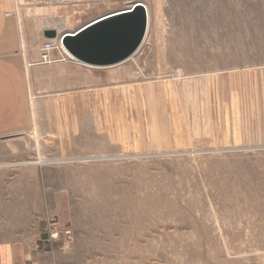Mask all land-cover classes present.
Returning a JSON list of instances; mask_svg holds the SVG:
<instances>
[{
	"label": "rangeland",
	"instance_id": "374dc122",
	"mask_svg": "<svg viewBox=\"0 0 264 264\" xmlns=\"http://www.w3.org/2000/svg\"><path fill=\"white\" fill-rule=\"evenodd\" d=\"M138 2L130 57L37 73L0 232L28 218L37 264H264V0H14L54 40Z\"/></svg>",
	"mask_w": 264,
	"mask_h": 264
},
{
	"label": "crops",
	"instance_id": "0c3cea01",
	"mask_svg": "<svg viewBox=\"0 0 264 264\" xmlns=\"http://www.w3.org/2000/svg\"><path fill=\"white\" fill-rule=\"evenodd\" d=\"M36 23L18 15L14 0H0V136L27 124L31 86L37 83V73L47 66L39 63L40 46L46 39L43 31L47 28H38ZM5 167L0 166V179ZM13 221L6 218L0 232V264H37V249L44 240L38 241L37 233H30V229L26 232L31 221L25 216L18 217L16 225H11Z\"/></svg>",
	"mask_w": 264,
	"mask_h": 264
},
{
	"label": "water",
	"instance_id": "95a60500",
	"mask_svg": "<svg viewBox=\"0 0 264 264\" xmlns=\"http://www.w3.org/2000/svg\"><path fill=\"white\" fill-rule=\"evenodd\" d=\"M146 30V9L138 2L129 10L93 21L72 34H63L60 40L83 64L111 65L135 53L144 40ZM43 36L56 38L58 34L55 29H45ZM6 137H0V140Z\"/></svg>",
	"mask_w": 264,
	"mask_h": 264
},
{
	"label": "built area",
	"instance_id": "2783aa9c",
	"mask_svg": "<svg viewBox=\"0 0 264 264\" xmlns=\"http://www.w3.org/2000/svg\"><path fill=\"white\" fill-rule=\"evenodd\" d=\"M54 51L59 53V57L55 58L53 56ZM69 58V59H68ZM74 60L71 53L65 48L64 44L61 40H54L53 38H46L40 46V61L39 63L50 64L56 61H67ZM58 227H53L47 233V241L51 242L53 240H57L59 238ZM66 236H70L71 233L69 231H65L63 233Z\"/></svg>",
	"mask_w": 264,
	"mask_h": 264
},
{
	"label": "bare ground",
	"instance_id": "6f19581e",
	"mask_svg": "<svg viewBox=\"0 0 264 264\" xmlns=\"http://www.w3.org/2000/svg\"><path fill=\"white\" fill-rule=\"evenodd\" d=\"M96 21V20H95ZM48 29V28H47ZM50 29V28H49ZM4 164V163H3ZM1 165V164H0Z\"/></svg>",
	"mask_w": 264,
	"mask_h": 264
}]
</instances>
